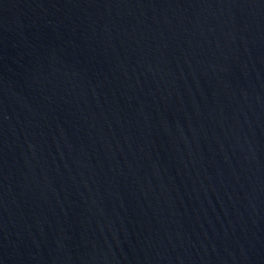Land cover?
<instances>
[{"label": "water", "instance_id": "water-1", "mask_svg": "<svg viewBox=\"0 0 264 264\" xmlns=\"http://www.w3.org/2000/svg\"><path fill=\"white\" fill-rule=\"evenodd\" d=\"M0 264H264V0H0Z\"/></svg>", "mask_w": 264, "mask_h": 264}]
</instances>
